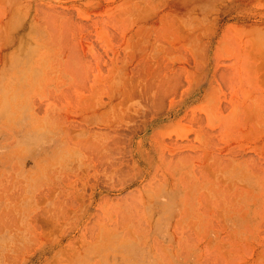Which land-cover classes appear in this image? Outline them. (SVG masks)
Instances as JSON below:
<instances>
[{"label": "rangeland", "instance_id": "obj_1", "mask_svg": "<svg viewBox=\"0 0 264 264\" xmlns=\"http://www.w3.org/2000/svg\"><path fill=\"white\" fill-rule=\"evenodd\" d=\"M0 264H264V0H0Z\"/></svg>", "mask_w": 264, "mask_h": 264}]
</instances>
